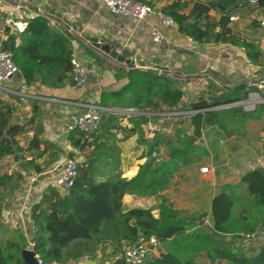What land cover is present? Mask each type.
Returning <instances> with one entry per match:
<instances>
[{
	"label": "trees",
	"instance_id": "trees-1",
	"mask_svg": "<svg viewBox=\"0 0 264 264\" xmlns=\"http://www.w3.org/2000/svg\"><path fill=\"white\" fill-rule=\"evenodd\" d=\"M136 1L148 3L147 0ZM216 7L215 3H196L191 14L186 15L181 13L185 5L176 2L164 12L174 19L178 32L194 43H226L242 47L252 65H259L262 54L257 46L232 35L228 27L230 11L224 12V17L217 23L209 20L210 10ZM204 20L206 25L202 24ZM5 33L8 36L12 34L9 28ZM22 39L26 45L16 51L13 60L22 69L28 85L40 83L54 87L71 79L70 40L54 33L46 18L31 19ZM4 48L9 50L8 41ZM135 73L126 75L127 80L119 90L103 93L101 104L107 106L110 101L123 100L126 94L132 97L130 107L143 104L140 107L155 111H172L183 102L184 91L167 76L138 71L141 78L135 79ZM254 91H258L257 86L242 84L215 98L206 99L201 95L189 106V110L194 112L189 116L194 127L192 134L182 126H175L174 138L156 134L149 141L142 129L145 123L143 116L131 117V125L123 127L121 118L114 115L104 117L93 134L72 132L70 140L76 149H93L80 165L79 176L71 189L64 195L49 190L33 207L34 231L29 239L33 251L44 264H66L70 260L77 262L93 255L101 247L111 246L120 250L125 244L130 246L141 239L156 237L166 245V253L158 258H148L142 264H264L263 167L246 172L238 183L226 184L216 194L212 201V227L202 226L189 231L191 223L206 215L200 219H189L164 201L158 218L150 209L136 208L122 212L125 195L159 196L168 188L182 165L207 155L208 150L197 144L205 131L218 129L231 137L248 120L259 119L264 105L255 113H247L239 107L222 108L246 100ZM11 111L8 107L0 108V159L22 152L17 136L24 130L10 125ZM34 114H37L36 109ZM119 131L125 134V138L137 134L139 142L147 147L148 156L154 151L160 153L161 147L167 149V155L145 162L134 178H122L117 158L120 153L117 145ZM39 134L41 132L38 131L32 140L35 149L43 143ZM96 135L98 138H95ZM101 137L103 139L99 140ZM91 138L94 141L90 142ZM23 168L43 171L35 159L28 160ZM0 186L13 193L19 189V180L4 175L0 178ZM2 213L0 205V230ZM255 232H259L258 248L242 249L237 246L238 240H246V235ZM29 241L20 231L13 239L0 240V264H26L22 252L29 246ZM116 264L125 262L120 260Z\"/></svg>",
	"mask_w": 264,
	"mask_h": 264
},
{
	"label": "crops",
	"instance_id": "crops-1",
	"mask_svg": "<svg viewBox=\"0 0 264 264\" xmlns=\"http://www.w3.org/2000/svg\"><path fill=\"white\" fill-rule=\"evenodd\" d=\"M13 1L0 0L1 46L5 47V43L8 41L9 36L5 33L6 28L10 29L11 35L16 36L17 51L26 45L22 39V34L31 19L44 17L49 21L50 18H54L57 20V28L61 31V33L56 34L70 40L72 57L74 56L87 68L96 72L90 75L83 87L74 86L71 79L60 86L47 87L40 83L36 86H30L35 95V98L32 99L14 93L19 89L24 76H14L3 87H0V108H10L12 110L10 125L20 126L24 130L23 134L17 136L22 152L0 159V178L7 175L14 180H19L20 171L25 170L23 165L30 159H35V162L40 164L43 170L51 168L65 155L78 159L82 164L93 148L76 149L70 140L72 133L63 132L67 125L83 111V108L78 104L99 101L104 108H134L104 106L101 104V98L105 92L119 90L127 80L126 75L138 69L154 73H157L155 70L158 68L165 69L166 76L180 84L198 73L205 74L215 83L221 81L231 84L232 86H226L227 91L249 81L247 70L250 67L256 73V81L264 78L263 4L258 7V5H252L249 0H242L241 3L236 0L235 5L223 11L219 8L217 0H147L150 5L162 12L170 5L180 2L185 5L181 13L186 15L191 14L196 3L205 5L215 3L217 7L210 10L209 20L216 23L224 17V12L230 11V16L236 18L235 21H230L228 24L232 35L240 40L254 43L262 54L259 58V65L254 66L248 59L246 50L242 47L226 43L196 44L191 38L181 35L177 26L172 29L166 28L153 16L141 22L128 17H114L105 7L103 0H25L23 11L14 16ZM53 11L55 14L51 15ZM10 17H13L15 25H7L6 21ZM206 23V20L202 21L203 25ZM18 25L21 28L25 27L24 31L20 32L17 28ZM71 25L72 28L73 25L76 26V29L73 28L71 36H68L65 32ZM154 28H158L164 36L163 45L160 47L152 41L151 32ZM217 31H220V28H217ZM92 38L102 40L103 45L119 46L118 51L120 53H127L128 57L135 61L136 69L122 70L124 66L109 57L106 62H103L105 55L94 46L91 41ZM8 45L10 48L9 41ZM4 49L6 50V48ZM212 71L214 76H210ZM53 80L55 79L53 78ZM34 109L37 110L36 115ZM108 115L110 114H106L104 117ZM130 121L131 118L126 121L120 120V124L123 127L130 126ZM193 128L192 126L190 134L194 132ZM38 131L41 132L39 139L43 143L39 149H35L32 146V140ZM205 133L202 136L203 139ZM95 138H98V135ZM146 138L152 141L154 136L146 135ZM167 138L174 137L168 134ZM226 138L228 140L220 139L217 142L220 144L218 145L219 153H212L208 145L205 147L209 152L205 161L206 166L210 167L209 173H201V168L204 167L201 166L203 162L194 159L191 163L180 167L179 172L171 179L168 188L161 195H125L122 212L126 213L136 208L150 209L154 217L158 218L161 204L164 201L166 204L172 205L175 210L180 211L182 216L186 218L198 219V217L206 215L202 222L199 220L190 224L188 229L191 232L206 226L205 220L213 225L212 201L223 186L238 183L241 177L250 170L257 167L264 168V159H259L253 155H250L251 157L248 159L244 154L236 157L229 151L227 152V148H225L227 144L230 147L238 148L240 142L232 136ZM102 139L101 137L99 140ZM117 140L120 152L117 155L120 163L119 172L122 178L132 179L137 175L141 165L147 161L150 162L149 158L152 155L148 156L147 147L139 142L137 134L125 138V134L119 131ZM89 141L94 140L91 138ZM162 149L163 147L159 151L161 152ZM231 155L235 159H229ZM20 186L21 180L18 188ZM17 190L10 193L9 189L0 186V193L9 194L11 197L9 203L3 207L4 211L14 203ZM31 220L33 221L32 213L26 222L30 234L34 231V224ZM16 230L25 236L21 230ZM25 238L27 239L26 236ZM163 253H166V245L160 243L157 250L149 258H158ZM84 258L87 256L77 262L70 260L66 264H81ZM52 264L59 263L54 262Z\"/></svg>",
	"mask_w": 264,
	"mask_h": 264
},
{
	"label": "built area",
	"instance_id": "built-area-1",
	"mask_svg": "<svg viewBox=\"0 0 264 264\" xmlns=\"http://www.w3.org/2000/svg\"><path fill=\"white\" fill-rule=\"evenodd\" d=\"M252 5H259L260 0H249ZM14 12L13 16L23 11L25 7V0H14ZM103 3L109 13L114 17H128L135 19L139 22L146 20L148 17H156L161 24L166 28L176 27V22L171 16L166 15L164 12L156 9L147 2L136 0H103ZM234 16H230V21H235ZM7 25H15L13 17L7 19ZM49 25L53 29L57 27V20L50 18ZM20 32L24 31L25 27L21 28L17 26ZM68 31H73L72 26H68ZM153 43L160 47L163 45L164 36L158 28H154L151 32ZM97 44L103 45L102 40H97ZM2 46L0 45V48ZM13 55L8 50H0V87H3L14 76H23L22 69L14 62ZM71 79L76 87H83L88 81L90 75L95 73V70L87 68L74 56L71 59ZM159 73L162 70H158ZM264 85V79L260 82ZM252 86V85H251ZM255 86V84H253ZM14 92V91H13ZM17 95L27 98H35L33 90L26 80L23 79L20 87L15 91ZM261 94L257 91L251 92L248 98L244 101H240L231 105L224 106L223 108H233L239 106L249 113L256 110L260 103H263ZM83 108L81 114L72 122H70L64 133H72L74 131H80L87 135L95 133L106 114L114 115L121 120H128L131 117L143 116L145 123L143 124V130L147 136H155L161 133V128L156 124L157 114L153 112H140L134 108L117 109V108H104L100 105L99 101H91L78 104ZM194 114V112H191ZM155 118V119H154ZM221 142H223L221 140ZM154 159L159 157L158 151H154L152 156ZM81 162L76 158H70L65 155L59 159L58 164L50 169L43 170L42 172L35 171H20L21 186L17 191V196L11 207L3 210L2 216L5 222H8L13 228L21 230L29 241L31 236L27 229L26 222L32 213L34 205L40 201L44 193L49 190H55L60 193H65L71 189L79 176ZM210 172V167H202L201 173L207 174ZM16 199L18 200L16 202ZM34 224V222L31 220ZM205 225L212 227L211 223L207 220L204 221ZM248 241H258L259 232L248 234L245 236ZM29 248L33 250V244L29 241ZM160 242L156 237L149 239H141L133 245L128 246L123 254V261L125 264H142L146 261L152 253H154ZM38 264H44L43 260L36 255Z\"/></svg>",
	"mask_w": 264,
	"mask_h": 264
},
{
	"label": "rangeland",
	"instance_id": "rangeland-1",
	"mask_svg": "<svg viewBox=\"0 0 264 264\" xmlns=\"http://www.w3.org/2000/svg\"><path fill=\"white\" fill-rule=\"evenodd\" d=\"M242 0H239V3H241ZM264 5V0H260V4L258 5ZM157 70H162L159 75L166 76L167 72L165 69L158 68ZM138 71L142 70H136L134 74V78H141L139 77ZM210 76H214L213 71L210 73ZM247 76L249 77V81L246 84L252 85L255 84V86L258 87V93L261 94L262 100H264V85L260 84V82L264 79L257 80L256 73L254 70L251 69V67L247 70ZM214 80L209 79V77H206L205 74L198 73L197 75H194V77H189L187 80H184L183 84L177 83V85L182 88L184 91V99L183 102L179 105L178 108L169 111L167 109H161L159 111L152 110L151 108H143L140 107L142 105H136L132 106L134 109L140 111V112H153L157 114L156 117V124L161 128V135L170 134L171 136L175 137V126H182L187 131L189 130V133L191 131L192 125H191V118L189 117L192 113L189 110L190 104L197 100L201 95H203L206 99H211L218 97L223 92L227 91L226 86H232L231 84H226L223 82H213ZM174 82V81H173ZM212 82V83H211ZM131 95L126 94L125 98L123 100L118 101H110L108 103L112 106H120V107H130L131 102ZM264 105L263 103H260L256 110L249 113H255L258 111L260 106ZM239 107V106H237ZM242 108V107H241ZM180 117V118H179ZM155 119V118H154ZM181 121V124H180ZM183 121V122H182ZM226 134L223 132H220L218 129H208L205 133L204 139H200L197 144L200 147H206L208 145L210 151L212 153H219L218 149L220 144H218V140H228L226 138ZM236 141L240 142L239 147H230L227 146V152L229 151L230 154H234L236 157H239L240 155H245L250 159V155L257 156L259 159H264V112L261 113L259 119H250L247 123L242 124L239 127L238 133L234 136H232ZM236 146V145H235ZM243 151H242V149ZM167 155V149L163 147L161 150L159 157L163 158ZM209 155V152L207 155H203L199 159L201 160V166L206 167L205 161L207 160V156ZM231 155V158L229 159H235ZM197 157V156H195ZM45 164V163H44ZM58 164V161L57 163ZM55 164V165H56ZM53 165L52 167H54ZM51 167V168H52ZM21 169V168H20ZM50 169V168H49ZM47 170V169H45ZM19 178V175H18ZM20 184V179H19ZM10 195H3L0 193V205L5 207L9 203V197ZM202 216V215H201ZM201 217H198L200 219ZM203 218H201L202 220ZM202 222V221H201ZM205 228H208L209 226H204ZM18 230L16 228H13L8 222H5L2 216V229L0 230V240L4 241L7 239H13L17 235ZM258 241H248V240H238L237 246L242 249H250L251 247L258 248ZM128 248V244H125L123 248L120 250L113 248L111 246L108 247H101L99 250L94 253L93 255L87 256V258L82 259L81 264H116L117 261L123 260V254L125 249Z\"/></svg>",
	"mask_w": 264,
	"mask_h": 264
},
{
	"label": "water",
	"instance_id": "water-1",
	"mask_svg": "<svg viewBox=\"0 0 264 264\" xmlns=\"http://www.w3.org/2000/svg\"><path fill=\"white\" fill-rule=\"evenodd\" d=\"M8 1V0H7ZM218 6L221 10L226 11L230 6H233L236 4V0H217ZM55 12L53 11L51 15H54ZM72 26V25H71ZM74 30L76 29V26L73 25ZM55 33H61L60 29L57 27L53 28ZM68 36H71V33L69 31L65 32ZM15 35H11L8 37V41L10 42V52L12 54L16 53V42H15ZM91 41L94 43V46L99 49L101 53L105 55L103 62H106L107 58H111L114 61H116L118 64H122L124 67L122 70H134L136 69L135 61L128 57L127 53H120L118 51L119 46H112L110 44L105 45H99L97 44V39L92 38ZM0 50H4V46L0 48ZM159 73L158 70H155ZM172 79V78H170ZM223 108V107H222ZM194 131V128H193ZM150 162L154 160L153 157H150ZM219 239V238H218ZM228 240L231 239V237H227ZM22 258L26 264H38V260L36 259V253L33 250L30 249H24L22 252Z\"/></svg>",
	"mask_w": 264,
	"mask_h": 264
}]
</instances>
